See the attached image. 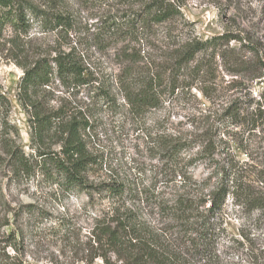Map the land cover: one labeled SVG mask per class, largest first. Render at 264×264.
Returning <instances> with one entry per match:
<instances>
[{
    "label": "trees",
    "instance_id": "1",
    "mask_svg": "<svg viewBox=\"0 0 264 264\" xmlns=\"http://www.w3.org/2000/svg\"><path fill=\"white\" fill-rule=\"evenodd\" d=\"M118 1L127 10L112 8L80 29L69 13L44 10L31 0H0V31L10 28L18 37L11 50L23 70L18 102L36 144L35 156L15 151L12 160L26 175L39 168L49 176L52 168L63 192H84L92 188L91 173L105 162L89 147L104 129L96 116L100 108L116 110L122 100L125 116L144 127L148 112L193 97L197 113L188 120L191 130L178 127L162 137L160 130L142 129L159 154L153 176L157 183L129 184L110 165L111 179L101 189L111 204L101 216H92L87 228L76 217L65 216L56 226L40 230L33 222V206H27L24 224L19 218L6 221L4 227L15 229L0 238V264H24L19 245L43 234L72 247L84 264H227L225 252L233 248L243 258L231 264H264V238L253 241L241 234V240L227 241L222 216L230 198L238 207L264 209V193L245 174H254L258 182L261 176L250 171L249 163L220 155L216 141L218 119L238 123L244 117L254 131L261 128L256 122L264 119V93L252 114L243 112L241 99L231 100L220 113L206 111L192 95L196 89L216 105L228 92L245 87L242 81L264 79L259 50L227 31L200 39L175 0ZM34 29L45 42L34 45L31 40L26 47L21 39ZM234 42L239 46H231ZM111 60L114 67L106 68ZM219 69L233 78L226 88L217 84ZM81 95L83 103L77 100ZM4 100L0 96V106ZM48 141H55L59 152L54 154ZM203 164L211 175L198 179L193 171ZM222 241L230 245L224 253Z\"/></svg>",
    "mask_w": 264,
    "mask_h": 264
},
{
    "label": "rangeland",
    "instance_id": "2",
    "mask_svg": "<svg viewBox=\"0 0 264 264\" xmlns=\"http://www.w3.org/2000/svg\"><path fill=\"white\" fill-rule=\"evenodd\" d=\"M31 1L47 11L73 15L80 23L78 27L80 29L92 24V17L100 16L112 8L127 10L125 2L118 0ZM175 4L181 7L186 19L194 24L200 39L208 40L226 31L240 34L259 50V57L264 61V0H175ZM139 6V4L135 5L134 8L137 9ZM100 7L102 9L99 12ZM75 36L74 33L73 37ZM54 39V37L50 38V40ZM15 40H18V37L12 29L0 31V96L5 99L0 106V226H2L0 238L7 231L15 229V227H4L6 221L12 222L19 218V224L26 222V217L22 216H28L24 212H27L26 207L30 205L33 206L32 216H35L33 222L40 230L56 226L57 221L65 216L76 217L83 227H89L92 216H101L111 204V200L101 189L102 184H106L111 179L110 165L120 178L129 184L150 186L157 183L153 176L159 166L156 159L159 154L154 145L147 144L148 140L141 131L144 128L154 133L160 130L159 135L166 137L178 127L185 132L191 130L188 120L197 113L195 111L197 105L193 97L187 96L181 103L176 102L177 106L176 103L174 105L166 102L159 110L148 112L141 122L142 126L146 124L144 127H140L132 117L129 119L125 116L126 109L122 100L118 101L116 110L106 106L100 108L96 116L104 129L100 130L98 139L91 141L89 147L95 155L100 156V160L105 162L103 167H96L91 173L89 186L92 188L84 192H63L55 184L57 177L53 172L51 173L52 168H48L49 176L43 175L39 168L35 169V173L24 174L18 167V162L12 160L11 154L18 151L26 157L35 156L36 144L33 141L29 117L18 102L23 70L13 61L11 50L14 49ZM31 40L34 41V45H42L45 42L38 29H34L28 37L21 39L26 47L27 45L30 47ZM231 46L239 45L234 42ZM114 64L111 60L106 68L114 67ZM217 78V84L222 85L223 88L233 81V78L226 76L221 69L217 73ZM242 82L245 87L226 92L223 101L216 105H212L196 89L192 91V95L206 111L220 113L228 102L236 99L244 103L241 107L243 112L252 114L256 102L260 101L264 93V79ZM83 97V95L78 97L79 103H83ZM218 120L216 122L213 119L221 131L216 140L219 154L223 157L232 155L241 164L249 163L252 166L250 171L256 172L257 176L260 174L261 182L257 181L254 174H245L249 178L247 182L256 181L250 185H254L256 191L264 193V119L256 122L257 126H261L256 131L251 124L246 123L248 119L245 120L244 117L237 119L238 123L230 119H225L223 122ZM47 147L52 148L54 154L59 152V145L55 141H48ZM248 156L254 160H250ZM193 172L198 179L208 178L211 175V171L205 169L204 164L196 167ZM158 184L160 188L162 184ZM261 196L264 197V194ZM222 216L229 234L227 241L241 240V234L253 241L264 238V209H256L254 204L238 207L230 198ZM227 247L230 245L222 241L220 252L224 253ZM19 249L24 264H84L78 261L81 255L78 256L76 250L53 235L43 234L35 239L29 237L26 242L19 245ZM224 258L225 263L231 264L238 262L243 255L233 248L225 252ZM95 264L103 263L98 260Z\"/></svg>",
    "mask_w": 264,
    "mask_h": 264
}]
</instances>
